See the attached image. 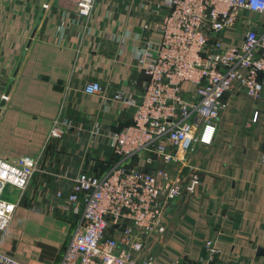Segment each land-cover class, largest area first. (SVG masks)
I'll return each mask as SVG.
<instances>
[{"label":"crops","instance_id":"obj_1","mask_svg":"<svg viewBox=\"0 0 264 264\" xmlns=\"http://www.w3.org/2000/svg\"><path fill=\"white\" fill-rule=\"evenodd\" d=\"M160 1L96 0L85 23L71 0H0V159L39 162L0 241V249L23 264H59L66 250L74 219L48 205L62 178L104 174L120 162L107 134L130 124L132 109L109 98L117 90L140 95L147 78L135 70L134 54L142 25L160 19L153 11ZM63 14L69 27L58 33ZM241 18L253 19L256 28L264 23L263 13L242 11ZM242 26L224 30L222 42L239 46ZM123 31L128 38L121 42ZM91 81L102 85L106 99L82 92ZM225 100L212 144L194 143L186 155L188 168L200 171V186L171 202L165 232L144 242L155 264H197L208 239L219 250L218 262L264 264L258 255L259 248L264 252V109L238 91ZM60 117L70 122L69 131L48 140ZM3 198L14 202L19 192L7 186Z\"/></svg>","mask_w":264,"mask_h":264},{"label":"built area","instance_id":"obj_2","mask_svg":"<svg viewBox=\"0 0 264 264\" xmlns=\"http://www.w3.org/2000/svg\"><path fill=\"white\" fill-rule=\"evenodd\" d=\"M95 1L71 0L85 23ZM153 11L160 19L142 25L134 54L135 70L147 78L140 95L117 90L109 98L132 109L130 124L107 134L120 162L104 174L62 178L48 203L75 223L59 264H155L144 242L165 232L167 206L200 186V171L188 168L186 155L194 143L212 144L226 95L242 92L264 109V23L256 28V21L241 18L242 11L264 14V0H161ZM67 19L63 14L58 21V33L69 27ZM238 24L242 43L226 46L222 32ZM126 38L123 31L121 42ZM82 92L107 98L96 81ZM70 127L67 119H55L48 140L62 138ZM133 159L142 166L125 165ZM261 159L264 163V153ZM38 164L29 157L0 159V241ZM7 186L19 192L18 200L3 198ZM202 249L197 264H224L216 260L214 240H205ZM0 264L23 263L0 249Z\"/></svg>","mask_w":264,"mask_h":264},{"label":"water","instance_id":"obj_3","mask_svg":"<svg viewBox=\"0 0 264 264\" xmlns=\"http://www.w3.org/2000/svg\"><path fill=\"white\" fill-rule=\"evenodd\" d=\"M8 92H9V90H7L6 91V93H5V96H7L8 95ZM3 104H4V99H3V101L1 102V104H0V107H2L3 106ZM258 255L259 256H261V255H264V252H263V250L262 249H258Z\"/></svg>","mask_w":264,"mask_h":264},{"label":"rangeland","instance_id":"obj_4","mask_svg":"<svg viewBox=\"0 0 264 264\" xmlns=\"http://www.w3.org/2000/svg\"><path fill=\"white\" fill-rule=\"evenodd\" d=\"M136 160H138V159H136ZM62 215H63V214H62ZM63 217H64L65 219L68 220V218H67L66 216L63 215ZM17 223H18V218L15 219V222L13 223L12 226L16 227ZM7 238H8V235L5 236V239H4V240L6 241ZM3 242H4V241H3Z\"/></svg>","mask_w":264,"mask_h":264}]
</instances>
